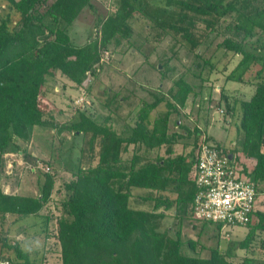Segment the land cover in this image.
Here are the masks:
<instances>
[{
    "label": "trees",
    "instance_id": "1",
    "mask_svg": "<svg viewBox=\"0 0 264 264\" xmlns=\"http://www.w3.org/2000/svg\"><path fill=\"white\" fill-rule=\"evenodd\" d=\"M166 2L175 4L178 12H168V21L160 24L184 31L192 46L196 42L189 30L176 26L175 21H184L188 14L229 19L219 45L241 57L227 79L254 87L251 97L240 102V150L255 160L251 179L258 185L264 183V0ZM86 6L92 7L91 0H0V158L14 149L17 140H29L34 126L53 127L57 132L67 130L82 137L90 134L91 148L96 140L99 142L98 163L85 169L78 166L74 171L76 181L66 185L61 205L67 216L57 220L62 264H236L229 260L234 255L230 248L222 253L216 246L206 257L186 254L179 230L174 237L168 228L162 227L166 211L173 210V215L181 219L192 215L196 192L191 177L196 147L175 157L148 155L161 145H166V153L171 154L180 137L169 134L167 129L172 111L183 107L192 92V86L182 77L173 82L171 101L159 94L153 95V101L144 100L134 125L128 124L127 131L121 134L84 112L69 125L56 123L53 116L46 118L41 100L47 77L59 72L81 85L89 73L96 72L102 51L117 46L129 35L126 22L136 9L135 0H120L116 12L99 21L95 37L80 45L73 44L69 26ZM253 37L257 44L251 42L247 46ZM205 64L209 69L214 66L205 59L201 69ZM249 70H253V75L245 78ZM162 101L167 110L149 127L150 112ZM200 139L196 137L194 145L198 146ZM129 145L134 146V152L123 160L121 154ZM80 151L83 153V148ZM53 182L52 173L45 171L38 196L0 189V217L37 215L51 194ZM135 189L148 193L134 195ZM166 191L175 196L170 197ZM215 225L221 228L220 224ZM247 225L245 237L235 241L237 248L248 249L261 234L264 246V211L256 210ZM5 244L13 251L16 262L40 264L18 243ZM186 244L192 249L197 246L192 239ZM239 264L257 263L246 257Z\"/></svg>",
    "mask_w": 264,
    "mask_h": 264
},
{
    "label": "rangeland",
    "instance_id": "2",
    "mask_svg": "<svg viewBox=\"0 0 264 264\" xmlns=\"http://www.w3.org/2000/svg\"><path fill=\"white\" fill-rule=\"evenodd\" d=\"M91 3L92 7H84L69 26L68 33L75 45L95 37L99 21L114 14L120 7V0H91ZM135 8L126 22L129 35L121 39L117 46L102 51L96 72L89 73L81 85L59 72L47 77L41 100L46 118L53 116L56 123L69 125L84 112L121 134L127 131L128 124L134 125L138 108L144 100L153 101V95L159 94L171 101L173 82L182 77L192 86V92L183 107L178 106V111H172L167 129L169 134L175 133L180 137L171 154L166 153V145H161L149 152V157L187 154L196 147V137L199 140L205 135L252 169L255 160L241 152L238 127L240 102L251 97L254 87L246 82L227 79L241 57L219 45L226 34L223 28L229 19L188 14L184 21H175L176 26L189 30L196 42L192 46L184 31L160 24L168 21V12H178L175 4L167 5L166 0H135ZM251 42L257 44L255 37L248 41L247 46ZM205 59H209L213 68L209 69L205 64L201 69ZM252 75L253 70H249L244 77ZM165 101L150 112L149 127L167 110ZM89 138L90 134L82 137V134L75 135L67 130L57 132L53 127L34 126L29 140H17L18 143L13 144L14 149L2 155L0 189L5 193L38 196L45 171L52 173L54 182L48 200L37 215L18 218L6 214L0 217V264H21L15 261L13 251L7 248L6 242L18 243L37 263L62 264L57 220L67 216L61 203L66 196V185L76 181L74 171L80 165L85 169L98 163L99 142L96 140L91 148ZM133 152L134 146L129 145L128 150L121 154L122 159H129ZM258 187L263 191L258 197L257 210L264 211V183L260 182ZM134 193L138 195L148 191L135 189ZM166 194L175 196L168 191ZM173 212L166 211L162 227L168 228L174 237L175 231L179 230L181 239L185 241L182 246L184 253L206 257L211 248L217 246L222 253L227 248L232 249L234 255L229 260L236 264L246 257L254 258L257 264H264L262 234L251 242L248 249L237 248L235 244V241L245 237L248 225L218 228L215 223H203L192 215L181 219ZM188 239L196 241L195 249L186 244Z\"/></svg>",
    "mask_w": 264,
    "mask_h": 264
},
{
    "label": "built area",
    "instance_id": "3",
    "mask_svg": "<svg viewBox=\"0 0 264 264\" xmlns=\"http://www.w3.org/2000/svg\"><path fill=\"white\" fill-rule=\"evenodd\" d=\"M194 157L193 218L220 224L221 228L246 226L257 210L259 197L258 183L250 177L253 168L204 135Z\"/></svg>",
    "mask_w": 264,
    "mask_h": 264
},
{
    "label": "water",
    "instance_id": "4",
    "mask_svg": "<svg viewBox=\"0 0 264 264\" xmlns=\"http://www.w3.org/2000/svg\"><path fill=\"white\" fill-rule=\"evenodd\" d=\"M134 84V83H133ZM232 155L230 154L229 157H231Z\"/></svg>",
    "mask_w": 264,
    "mask_h": 264
}]
</instances>
